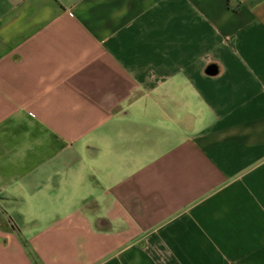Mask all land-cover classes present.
Listing matches in <instances>:
<instances>
[{"label":"crops","instance_id":"crops-1","mask_svg":"<svg viewBox=\"0 0 264 264\" xmlns=\"http://www.w3.org/2000/svg\"><path fill=\"white\" fill-rule=\"evenodd\" d=\"M0 216V264H264V0H0Z\"/></svg>","mask_w":264,"mask_h":264},{"label":"flooded vegetation","instance_id":"flooded-vegetation-1","mask_svg":"<svg viewBox=\"0 0 264 264\" xmlns=\"http://www.w3.org/2000/svg\"><path fill=\"white\" fill-rule=\"evenodd\" d=\"M6 219H7V222L10 223L11 225L17 224L16 217L8 216V217H6Z\"/></svg>","mask_w":264,"mask_h":264},{"label":"water","instance_id":"water-1","mask_svg":"<svg viewBox=\"0 0 264 264\" xmlns=\"http://www.w3.org/2000/svg\"><path fill=\"white\" fill-rule=\"evenodd\" d=\"M0 219H1V216H0ZM13 225H14V224H13ZM13 225H12V226H13ZM14 229H16V230L19 229L17 224H15Z\"/></svg>","mask_w":264,"mask_h":264}]
</instances>
